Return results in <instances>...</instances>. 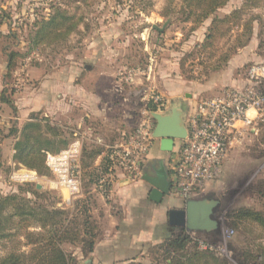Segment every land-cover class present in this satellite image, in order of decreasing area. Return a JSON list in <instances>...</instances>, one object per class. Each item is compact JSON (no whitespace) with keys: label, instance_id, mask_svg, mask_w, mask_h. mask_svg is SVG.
<instances>
[{"label":"rangeland","instance_id":"374dc122","mask_svg":"<svg viewBox=\"0 0 264 264\" xmlns=\"http://www.w3.org/2000/svg\"><path fill=\"white\" fill-rule=\"evenodd\" d=\"M243 2L228 0L213 15L194 26L191 22H183L182 15L177 13L182 0H0V98L9 100V104L0 100V196L18 194L34 199L31 192L38 190L47 198L38 201L62 204L66 192L57 184L53 172L48 168L47 174L39 175L15 161L13 144L17 137L6 134L12 126L20 128L31 112L43 116L46 111L42 105L50 97L53 103L50 110H54L56 78L59 71L67 70L65 65L70 69L71 62L82 66L94 64L99 69L110 67L111 84L117 81L115 76H120V72L138 70L136 77L142 89L134 93L133 89L128 96L132 110L135 112L137 107L140 118V112L143 114L135 126L147 119L150 112L146 110L147 103L153 92L157 93L155 84L180 89L179 98L163 102L167 109L172 103L180 102L186 115L198 98L216 96L228 89L241 91L256 84L249 69H257L260 73L264 68V5L241 8ZM238 8H241L239 16L217 22L215 38L206 41L213 17L221 18ZM53 9L72 18L75 27L63 39L31 45L35 20L47 17ZM171 9L173 12L168 15ZM179 83L183 84L179 86ZM256 85L264 91V79ZM140 91L143 93L141 102L138 100ZM48 114L54 123L60 122L54 113ZM249 116V123L237 122V129L229 134L218 177L207 184L201 195L195 196H209L207 198L217 201L211 215L217 227L208 231H188L176 226L183 228L188 236L185 251L192 250L193 245L199 249L208 248L228 264H238L233 246L240 249L249 246L253 251L260 246L264 258V227L249 219H235V213L241 209L264 214V115L263 119L256 118L250 111ZM149 150L140 168L146 163ZM114 176L109 178V192L113 189ZM162 176L164 178L163 172ZM163 178L158 185H163ZM84 188L82 185L80 193ZM92 194L86 199L88 205L99 207V200L95 193ZM76 200L75 196L71 197L69 204L75 205ZM100 219L98 236L103 234L105 226L103 218ZM12 244L0 240V256ZM63 248L73 255L77 252L73 264L88 259L80 244L68 243ZM164 250L163 240L143 243L135 254V262L165 264L168 253ZM254 262L251 264H264V259L258 257Z\"/></svg>","mask_w":264,"mask_h":264},{"label":"trees","instance_id":"16d2710c","mask_svg":"<svg viewBox=\"0 0 264 264\" xmlns=\"http://www.w3.org/2000/svg\"><path fill=\"white\" fill-rule=\"evenodd\" d=\"M228 0H182L180 13L183 22H191L194 26L201 24L209 18ZM264 0H244L242 7L263 6ZM235 9L221 18L214 16L207 29L205 40L209 41L216 36L217 22L238 17L240 9ZM173 10L167 11L170 15ZM166 14V15H167ZM71 22V23H70ZM34 29L31 31L30 44L38 46L49 44L52 41L63 39L75 27L72 18L59 9H53L47 17L35 20ZM206 44V42H204ZM1 102L9 104L7 98H0ZM163 103L162 105H158ZM148 110L164 109L163 100L158 103L149 100ZM12 126L6 136L17 137L13 144V158L28 169L34 170L39 175L47 174L46 154L57 153L65 147L70 137L60 125L54 123L47 116L30 113L26 121L20 125ZM100 149H92L84 154L83 166H90L88 158H93ZM110 163L106 156L95 168L86 170L82 185L95 184L102 176L109 172ZM141 168H143L141 166ZM90 195L89 191L87 192ZM33 198L9 194L0 196V240L12 244L9 250L0 256V264H73L75 257L64 248V244H80L81 250L86 251V256L93 250L94 242L98 237L97 224L89 213L90 206L87 200H76L75 205L60 207L54 201H46V195L38 190L31 192ZM90 198V196H88ZM235 219H249L264 227V214L253 209H241L235 213ZM168 253L165 264H228L225 259L214 255L210 249H199L193 245L189 252L185 251L188 236L183 228L167 227L162 237ZM85 249V250H84ZM233 255L238 264L255 263L254 260L262 257V248L256 250L246 246L244 249L234 248ZM131 264H141L135 261Z\"/></svg>","mask_w":264,"mask_h":264},{"label":"crops","instance_id":"0c3cea01","mask_svg":"<svg viewBox=\"0 0 264 264\" xmlns=\"http://www.w3.org/2000/svg\"><path fill=\"white\" fill-rule=\"evenodd\" d=\"M70 65V69L65 65L67 70L59 71L60 75L56 78L54 110H50L53 107L50 97L42 105L46 112L41 114L49 117L48 113H54L56 119L60 121L56 123L62 126L66 134H69V142L62 149L75 140L79 142L78 161L83 175L86 170L98 166L106 148L123 140V134L132 131L136 127V121L143 117L141 112V118L137 114L139 113L137 107L134 108L135 112L132 110L131 98L128 97L131 90L135 89L134 93L142 88L138 85L137 75L128 82L127 73L120 72V76H115L117 81L111 84L110 67L99 69L95 68L94 64L82 66L78 62H71ZM180 84L183 83H179V86ZM154 87L157 93H153L162 100L179 98L180 89H171L160 84H155ZM181 89L183 91V87ZM139 94L138 100L141 102L143 93L140 91ZM183 94L188 96L187 92ZM120 97L123 98L120 99ZM138 100H135L136 104ZM146 110H148L147 107ZM180 142L181 140L175 142L173 150L180 145ZM95 148L100 149V153L93 158H88L91 162L90 166L84 167L82 161L84 154L87 152L89 154ZM170 156L171 152L162 151L159 141L154 139L139 177L129 179L122 174L121 170L116 169L113 174L115 175L113 189L109 194H101L95 187L89 186V193L94 192L93 194L100 202L99 207H90L89 213L96 224L101 217L105 222L103 234L96 238L93 250L88 253L87 258L91 260L90 264L95 262L129 264L136 260L135 254L141 244L162 240L167 227L173 226L168 223L167 212L171 208L183 207L184 200L173 195L170 187L159 202L149 198L152 186L163 178L162 172L164 174L162 184L169 186ZM87 195L81 192L75 197L85 201L89 198ZM70 198L68 194H64L60 207L71 206ZM144 235L147 236L146 240ZM78 257L82 259V256Z\"/></svg>","mask_w":264,"mask_h":264},{"label":"built area","instance_id":"2783aa9c","mask_svg":"<svg viewBox=\"0 0 264 264\" xmlns=\"http://www.w3.org/2000/svg\"><path fill=\"white\" fill-rule=\"evenodd\" d=\"M253 69H249V73L258 83L264 79V68L260 73L257 69H254V73ZM137 74L138 70L127 72L126 80L131 82ZM256 84L241 91L228 89L216 96L198 98L191 104L186 115L187 137L171 151L168 160L169 187L173 195L184 201L198 198L195 196L201 195L207 184L218 177L227 150V138L237 129L236 123H249L250 111L254 112L256 118L263 119L264 91ZM150 99L156 103L161 101L156 94H152ZM147 114L145 121L123 134V140L108 146L104 151L110 165L109 172L95 185L101 194H109V178L116 169L129 179L141 175L143 156L154 140V120ZM78 157L79 142L76 140L58 153L46 155V165L55 175L57 184L70 197L81 191L82 169Z\"/></svg>","mask_w":264,"mask_h":264},{"label":"water","instance_id":"95a60500","mask_svg":"<svg viewBox=\"0 0 264 264\" xmlns=\"http://www.w3.org/2000/svg\"><path fill=\"white\" fill-rule=\"evenodd\" d=\"M165 25V24H164ZM157 30H162L154 26ZM150 115L154 120L152 137L159 141L162 151L171 152L177 140L187 137L186 113L183 112L180 102L172 103L166 111L150 110ZM37 187H39L37 185ZM168 184H154L149 192V198L159 202L162 196L168 192ZM217 204L215 199L189 198L184 201L181 208H171L168 210V223L173 226L184 227L188 231L211 230L217 227V221L212 218V209ZM87 259L81 264H90Z\"/></svg>","mask_w":264,"mask_h":264}]
</instances>
